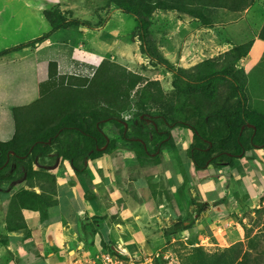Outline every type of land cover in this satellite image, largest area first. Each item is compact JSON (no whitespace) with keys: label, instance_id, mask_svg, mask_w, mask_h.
I'll list each match as a JSON object with an SVG mask.
<instances>
[{"label":"rangeland","instance_id":"rangeland-1","mask_svg":"<svg viewBox=\"0 0 264 264\" xmlns=\"http://www.w3.org/2000/svg\"><path fill=\"white\" fill-rule=\"evenodd\" d=\"M8 1L33 3L36 0H0V3ZM88 4L89 10L86 9ZM202 4L208 24L176 10H153L150 15L152 40L174 68H188L233 45L248 42L249 52L240 58L238 66L247 74L249 101L264 108L261 102L264 99V0H254L241 11L217 6L210 0H202ZM75 7L82 9L74 17L81 26L56 40L72 62L66 69H60L55 59H49L44 65L43 58L39 59L42 66L37 69L38 97L17 111L22 127L33 129L38 124L54 121L61 111L76 105L81 96L87 99L88 105H102L96 91L90 92L102 82L118 89L116 109L127 97L128 106L119 114L128 132L138 112L178 116L176 104L180 97L171 86L173 72L140 52L135 17L108 0L87 3L79 0ZM47 9L53 8L47 6ZM0 14V49L42 31L34 18H24L16 10ZM70 18H73L72 11ZM94 38H98L100 44L95 47L99 52L96 54L92 52ZM34 44L24 49L29 50L30 46H36ZM75 48L78 54L73 57ZM12 53L0 56V96L3 94L6 100L20 92V88L13 90L20 84L23 93L32 88L36 90L35 76L29 74L31 68L27 69L26 60L12 57L15 54ZM7 110L8 120L11 118L13 122V113ZM103 129L116 139V147L109 154L128 152V178L135 179V183L133 187L131 183L126 184V180L118 183L121 195L122 191L125 198L133 192L135 196L143 192L145 200L153 202L155 207L152 217H145L142 223L144 247L133 253L114 250L126 258L118 256L119 262L113 264H264V166L253 168L238 163L236 167L241 177L230 173L229 169L223 172L219 167L194 170L186 154L190 131L179 127L171 130V140L162 147L159 164H140L130 144L120 137L118 128L105 123ZM151 145L149 141L146 147L151 149ZM138 177L143 178V185L136 182ZM113 196L116 201L121 199L119 193ZM2 203L0 197V210ZM197 203L203 204L200 212H197ZM35 214L22 215L26 219ZM110 214L111 217H103L107 224L127 223L123 218H116V209ZM178 220L183 221V227L172 231L170 228ZM218 222H222L220 228H217Z\"/></svg>","mask_w":264,"mask_h":264},{"label":"trees","instance_id":"trees-1","mask_svg":"<svg viewBox=\"0 0 264 264\" xmlns=\"http://www.w3.org/2000/svg\"><path fill=\"white\" fill-rule=\"evenodd\" d=\"M253 1L210 0L217 6L235 11L243 10ZM108 2L135 17L140 52L153 63L172 70L171 86L180 97L176 104L178 116L138 112L128 132L126 122L119 114L128 106L125 104L127 97L116 109L119 91L107 82L90 91H96L102 105H88L87 99L81 96L76 105L61 111L54 121L38 124L33 129L22 127L23 122L17 112L30 103L14 107L12 136L0 141V193L15 187L9 196L4 216L7 231L26 228L22 215L25 212L37 213L40 221L47 218L48 207L56 204L55 175L51 168L58 161L67 162L74 173L84 174L87 161H95L116 147V139L109 137L103 129L105 123L118 128L120 137L130 144L140 164L160 161L162 147L171 140V130L176 127L190 131L186 154L194 170L205 169L209 165L233 167L234 160L243 157L247 151L264 148V108L249 101L246 93L247 74L243 67L238 66L240 58L249 52L248 42L233 45L217 56L204 58L188 68H174L152 40L151 12L155 9L176 10L208 24L209 19L200 6L203 5L202 0ZM43 14L51 27L48 32L1 49L0 56L38 42L55 29L80 24L76 18H65L56 8L45 9ZM149 141L152 143L151 149L146 147ZM5 184L8 185L6 190L2 189ZM202 206V203H197V212L201 211ZM103 217L94 215L91 221L98 223ZM180 227H183L182 220L175 222L170 229L174 231ZM102 244L104 249L116 253L104 241ZM118 256L126 258L119 253Z\"/></svg>","mask_w":264,"mask_h":264},{"label":"crops","instance_id":"crops-1","mask_svg":"<svg viewBox=\"0 0 264 264\" xmlns=\"http://www.w3.org/2000/svg\"><path fill=\"white\" fill-rule=\"evenodd\" d=\"M78 1L36 0L33 3L27 1L0 3V12L16 10L22 13L24 18H34L39 28L42 29V31H38L37 34L32 35L30 38L17 41L8 47L32 40L51 29L43 14L47 6L53 9L56 8L61 15L69 19L70 11H72V17L74 18L78 16L77 11L82 10L79 7H75ZM82 1L87 3L91 0ZM86 9H91L89 4ZM78 26H81V23ZM78 26L55 29L46 35L45 39L35 42V47H32L33 45L30 46L29 50H25L22 47L6 53L13 52L15 54L9 55L15 56L14 58H19L20 60H26L27 69L31 68L29 74L35 76L36 90L32 88L30 91L23 93L20 84L18 88L13 89L15 91L20 88V92L17 91L12 94L9 100H6L3 94L0 96V141L8 140L14 131V121L12 122L11 118L8 120L7 108L13 113L14 107L31 103L38 97L37 69L42 66L39 59L43 58V65L49 59H55L60 69H66L72 62L68 52L56 40L59 36L69 33L74 27L77 28ZM94 44L92 52L95 54L99 53L98 49H95L96 46L100 45L98 38H94ZM77 54L78 49L75 48L71 56L76 57ZM21 65H19V68H22ZM261 102L264 106V99ZM3 127L4 129H2ZM127 161L128 152L119 151L116 154H104L95 161H87L84 174L74 173L67 162H57L51 168V172L55 175L54 197L56 204L48 207V216L44 221H40L37 214L30 215L29 218L25 219L26 228L18 231H7L4 228L7 202L15 187L0 193V197L3 199L0 210V264H76L74 261L78 258L92 256L104 251L103 241L104 244L114 250L120 249L123 251L125 249L131 253L140 249V247H144L145 230L142 223H145V217H152L155 207L153 202L145 200L143 192L139 193V196H135L133 192L134 196L131 194L125 198L124 191H122L123 194L121 195L117 187L118 183L126 180V184L131 183V187L135 183V179L128 178ZM160 162L161 158L156 164ZM238 163L243 166L245 164L253 168H261L264 166V148L247 151L243 157L234 160L233 167L224 166L219 168L223 172L229 169L230 173L240 174L239 177H241L242 173L241 171L238 172L236 167ZM191 168L193 169V167ZM207 168L208 166L205 169H200L199 172ZM98 169L100 170L98 171ZM253 170L256 171L255 169ZM262 174H264L263 171ZM136 182L140 185L144 183L142 177H138ZM7 187L8 185L6 184L2 185L4 190ZM116 193L121 196L118 201L113 196ZM114 209H116V218H123L127 223L121 225V222L114 221L111 224H107L105 219L100 220L98 223L91 221V217L94 215H108L111 217L110 213ZM218 223L222 225V222ZM123 226L128 229L124 230Z\"/></svg>","mask_w":264,"mask_h":264},{"label":"built area","instance_id":"built-area-1","mask_svg":"<svg viewBox=\"0 0 264 264\" xmlns=\"http://www.w3.org/2000/svg\"><path fill=\"white\" fill-rule=\"evenodd\" d=\"M221 224L217 226V228H220ZM74 262L76 264H113L114 262H119L118 254H113L108 251H102L100 253L94 254L92 256H84L83 258H78ZM113 262V263H112Z\"/></svg>","mask_w":264,"mask_h":264}]
</instances>
